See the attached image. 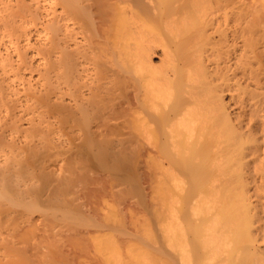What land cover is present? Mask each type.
I'll return each mask as SVG.
<instances>
[{"label":"bare ground","instance_id":"1","mask_svg":"<svg viewBox=\"0 0 264 264\" xmlns=\"http://www.w3.org/2000/svg\"><path fill=\"white\" fill-rule=\"evenodd\" d=\"M0 2L2 264H264V0Z\"/></svg>","mask_w":264,"mask_h":264},{"label":"rangeland","instance_id":"2","mask_svg":"<svg viewBox=\"0 0 264 264\" xmlns=\"http://www.w3.org/2000/svg\"><path fill=\"white\" fill-rule=\"evenodd\" d=\"M253 1L254 0H244V2H248L247 4H252L253 3ZM2 2V1H1ZM0 2V3H1ZM2 5V4H1ZM216 7V6H215ZM214 8V7H213ZM219 8V7H218ZM31 23H33V22H31ZM32 24H30L28 27H27V29L31 26ZM35 25V24H34ZM36 28V26H34V28H33V25H32V27L29 29V30H34ZM12 39H15V37H11ZM8 40V39H7ZM161 56V57H160ZM161 58H162V51L159 49V48H157L156 49V51H155V53L152 55V60H153V63L155 64V65H159L160 64V60H161ZM33 74H35V72L33 73ZM233 108H235V109H237L236 107H233ZM232 108V109H233ZM234 110V109H233ZM193 139L195 140V138H194V136H193ZM192 139V140H193ZM204 139L205 138H199V140L200 141H204ZM210 141V143L213 145V149H214V151H217V155H219V157L217 158V159H219V162L218 163H221L222 162V158H223V160L225 159L224 157L226 156V152H225V149H224V144H226V143H224V140L222 139V138H219V139H213V140H209ZM148 143V142H147ZM146 144V143H145ZM156 144H157V141L155 142L154 140H149V144H147L146 145V148H147V150L145 149V150H143V155H142V157L140 158L141 159V165H142V167H141V181H142V183H143V186H145V191L146 192H149V188H154V185L156 186V183L159 181V182H161V180H163V179H160V177H162V178H167V176H165V173H162L163 171H165L164 170V168H165V163L167 164V162L165 161V157H161L160 156V154H158L157 153V146H156ZM227 148V147H226ZM223 149H224V151H223ZM147 152H148V154H147ZM222 153V154H221ZM156 154H158V158H157V155ZM145 155V156H144ZM149 155V156H148ZM152 155V156H151ZM223 156V157H222ZM147 157V158H146ZM161 157V158H160ZM153 159V160H152ZM155 159V160H154ZM157 159V160H156ZM143 160V161H142ZM145 160V161H144ZM162 162H161V161ZM221 160V161H220ZM147 161V162H146ZM150 162V163H149ZM158 163V164H160L161 163V165H156L155 164V166H154V164L153 163ZM147 163V164H146ZM163 163V164H162ZM144 164V165H143ZM147 165V166H146ZM151 166H153V167H151ZM161 166H162V168H161ZM163 170V171H162ZM171 171H172V173H173V170L171 169ZM170 171V172H171ZM161 172V173H160ZM175 172V171H174ZM221 171H218V173H220ZM160 173V174H159ZM176 173V172H175ZM174 173V174H175ZM161 174H163L164 176H162ZM216 174V173H215ZM161 175V176H160ZM220 175V174H219ZM222 175V174H221ZM160 176V177H159ZM216 177H218V179L219 180H221V178H222V180H224L225 179V177H226V175L224 174V176L222 175L221 176V178L216 174ZM224 177V178H223ZM153 180L155 181V182H153ZM165 180H167V179H164V182H165ZM155 183V184H154ZM150 184V185H149ZM150 187H149V186ZM150 192H149V194H148V207H150V205H151V200H149V196H150ZM107 196V195H106ZM105 196V198H107V199H109L108 197H106ZM130 200H127L125 203L123 202L122 204H121V208H122V210L125 212V218H126V222H127V229L130 231V232H132V233H135V232H137V231H141V229H142V225L143 224H141V222H144V221H142V220H140V218L142 219L143 217L144 218H148V217H150V214H146V209H143V208H140L139 206H134L133 205V203L131 204V201L129 202ZM151 201V202H150ZM155 201V204L157 203V201H159L158 199H156V200H154ZM159 203H161L160 201L157 203V204H159ZM156 204V207L155 208H158L159 210H161L162 211V208H163V204L161 205L160 204V206H158ZM152 206V205H151ZM159 207H161V209L159 208ZM215 207H216V204H214V210H215ZM134 209H135V211H134ZM151 209V208H150ZM212 210V209H211ZM213 211V210H212ZM140 212V213H139ZM131 215H130V214ZM142 213V214H141ZM140 214V215H139ZM141 215H144V216H141ZM131 216V217H130ZM132 217H134L133 219H131ZM136 217V218H135ZM139 217V218H138ZM150 219V218H149ZM144 220V219H143ZM139 221H140V223H139ZM151 223V222H150ZM140 225V226H139ZM150 225H152V224H150ZM153 226V225H152ZM151 227V226H150ZM152 228V227H151ZM120 239H124V238H120ZM119 239V240H120ZM132 242V241H131ZM133 243H135V242H133ZM121 244V243H120ZM124 244V243H123ZM125 245V244H124ZM121 248H123V247H121ZM126 247H124L123 249H125ZM90 251H92V249H91V247H87V250L84 252V256H83V254H82V256L83 257H81L82 259L84 258L85 260H91V261H93L94 262V260H93V256L92 255H94V253L93 252H91L90 253ZM90 254H91V256H90ZM135 254V253H134ZM78 259V258H77ZM75 260L74 262H79V263H81L80 261H82L83 262V260H80V261H78V260ZM1 263V262H0ZM95 263V262H94ZM93 263V264H94ZM2 264V263H1ZM74 264H77V263H74Z\"/></svg>","mask_w":264,"mask_h":264}]
</instances>
